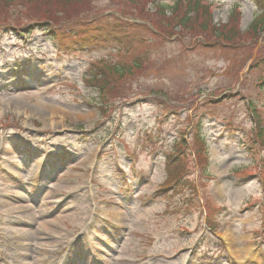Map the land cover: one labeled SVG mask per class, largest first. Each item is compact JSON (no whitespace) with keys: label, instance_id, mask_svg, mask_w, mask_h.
Here are the masks:
<instances>
[{"label":"rangeland","instance_id":"rangeland-1","mask_svg":"<svg viewBox=\"0 0 264 264\" xmlns=\"http://www.w3.org/2000/svg\"><path fill=\"white\" fill-rule=\"evenodd\" d=\"M174 1L0 0L10 264H264V0H197L231 42L180 29ZM43 20L78 42L27 26Z\"/></svg>","mask_w":264,"mask_h":264},{"label":"trees","instance_id":"trees-1","mask_svg":"<svg viewBox=\"0 0 264 264\" xmlns=\"http://www.w3.org/2000/svg\"><path fill=\"white\" fill-rule=\"evenodd\" d=\"M127 1H132V2H136L138 0H127ZM177 0L175 1L174 5L171 7V15L173 13L174 16L176 18V20L178 21V26L180 29H189L191 28H198L201 29L202 32H205L207 30V28L209 27L210 30H213V33L216 34L218 36L219 39H221L222 41L225 42H231V40L235 37L236 33H239L237 30V26H235L234 28H229L230 23L227 24H223V25H212V21L210 18V13L208 11V8L205 7L203 4H200V2H198L197 0ZM156 2V1H154ZM191 2V3H190ZM183 3H187V9L184 11L183 14L179 13V8L180 5ZM259 5H260V12L259 14L253 19V21L251 22L249 28H248V32L251 33H255V32H263L264 33V3L259 1ZM161 5V4H159ZM198 17H201V20H198ZM237 17V16H236ZM234 18H231V21ZM50 22H48L47 20H43V21H38L34 24H36V26H41V28H43L42 31L46 32L47 35H49L52 39V41H54L57 46L64 48L66 46L72 45V44H76L78 42V33L77 31H71L70 34L68 35H63V34H58L57 32H55L51 25L49 24ZM90 29H83L81 30L83 33L89 31ZM99 35L98 33H94V34H89L88 36H86L84 39L87 37H91L88 38L86 40V42L90 43L93 42L95 39H97ZM95 37V38H94ZM140 63L139 62H134L131 65H126V66H121L119 64H109V65H105L102 67V69L99 70V74H98V79L103 80L104 83H108V76L109 74H112V72L114 74H116L118 76V74H120L121 77L125 76V75H130L132 74L138 67H139ZM102 66V65H101ZM98 90L100 91V95L105 98V85H95ZM257 118V117H256ZM174 162L176 160H173ZM171 162V160H170ZM178 162V161H177ZM170 164V163H169ZM173 173V169L172 167H167V174L171 175Z\"/></svg>","mask_w":264,"mask_h":264},{"label":"bare ground","instance_id":"bare-ground-1","mask_svg":"<svg viewBox=\"0 0 264 264\" xmlns=\"http://www.w3.org/2000/svg\"><path fill=\"white\" fill-rule=\"evenodd\" d=\"M15 262H17V260L10 258L7 254H4L3 257H0V264H10V263H15Z\"/></svg>","mask_w":264,"mask_h":264}]
</instances>
